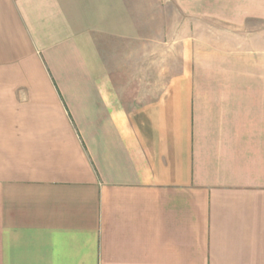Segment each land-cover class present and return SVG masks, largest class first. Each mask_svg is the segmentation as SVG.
<instances>
[{
	"label": "crops",
	"instance_id": "1",
	"mask_svg": "<svg viewBox=\"0 0 264 264\" xmlns=\"http://www.w3.org/2000/svg\"><path fill=\"white\" fill-rule=\"evenodd\" d=\"M141 7L0 0V264H264V12L226 53Z\"/></svg>",
	"mask_w": 264,
	"mask_h": 264
},
{
	"label": "rangeland",
	"instance_id": "2",
	"mask_svg": "<svg viewBox=\"0 0 264 264\" xmlns=\"http://www.w3.org/2000/svg\"><path fill=\"white\" fill-rule=\"evenodd\" d=\"M141 9L145 13L144 34L147 39L163 42L192 35L194 40L203 39L214 45L211 49L222 48L226 53H231L234 39L233 22H238L248 13H263L264 0H144V7ZM152 19L158 22L155 24L156 30L153 29ZM235 32L238 34V31ZM248 32L255 34L254 38L259 43L260 39H264V20L255 17L248 20L247 28L244 32L241 31L242 40V34L247 35ZM128 50L131 56L128 67L132 70L140 64L141 54L137 53L132 44ZM141 50L140 48L139 52ZM144 51V66L141 64V69H151L153 66L167 68L174 56L169 52V47L162 44H148ZM148 81L151 82V79H145L146 83Z\"/></svg>",
	"mask_w": 264,
	"mask_h": 264
}]
</instances>
